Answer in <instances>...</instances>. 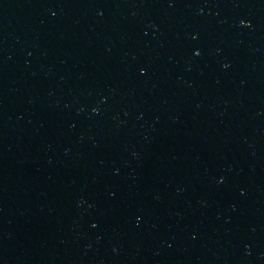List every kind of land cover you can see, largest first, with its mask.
I'll use <instances>...</instances> for the list:
<instances>
[{"label":"water","instance_id":"obj_1","mask_svg":"<svg viewBox=\"0 0 264 264\" xmlns=\"http://www.w3.org/2000/svg\"><path fill=\"white\" fill-rule=\"evenodd\" d=\"M0 264H264V0H0Z\"/></svg>","mask_w":264,"mask_h":264}]
</instances>
